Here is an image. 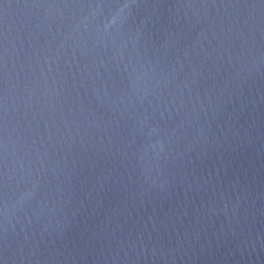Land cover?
I'll use <instances>...</instances> for the list:
<instances>
[{"label":"water","instance_id":"95a60500","mask_svg":"<svg viewBox=\"0 0 264 264\" xmlns=\"http://www.w3.org/2000/svg\"><path fill=\"white\" fill-rule=\"evenodd\" d=\"M0 264H264V0H0Z\"/></svg>","mask_w":264,"mask_h":264}]
</instances>
